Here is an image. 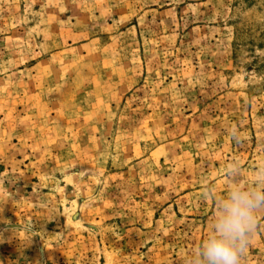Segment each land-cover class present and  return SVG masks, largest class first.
I'll use <instances>...</instances> for the list:
<instances>
[{
	"label": "rangeland",
	"instance_id": "rangeland-1",
	"mask_svg": "<svg viewBox=\"0 0 264 264\" xmlns=\"http://www.w3.org/2000/svg\"><path fill=\"white\" fill-rule=\"evenodd\" d=\"M233 161L264 165V0H0V264H187Z\"/></svg>",
	"mask_w": 264,
	"mask_h": 264
},
{
	"label": "clouds",
	"instance_id": "clouds-1",
	"mask_svg": "<svg viewBox=\"0 0 264 264\" xmlns=\"http://www.w3.org/2000/svg\"><path fill=\"white\" fill-rule=\"evenodd\" d=\"M234 139L235 129L230 130ZM223 190L208 188L213 210L197 247L187 264H242L258 217L264 215V165L251 179L242 176L241 166L233 161L228 167Z\"/></svg>",
	"mask_w": 264,
	"mask_h": 264
}]
</instances>
